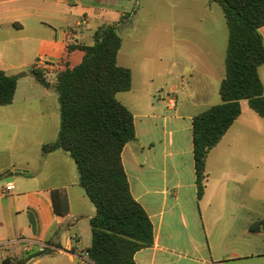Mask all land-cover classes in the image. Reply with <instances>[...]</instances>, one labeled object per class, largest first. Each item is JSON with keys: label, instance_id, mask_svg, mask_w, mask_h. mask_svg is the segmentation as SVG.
I'll return each instance as SVG.
<instances>
[{"label": "crops", "instance_id": "1", "mask_svg": "<svg viewBox=\"0 0 264 264\" xmlns=\"http://www.w3.org/2000/svg\"><path fill=\"white\" fill-rule=\"evenodd\" d=\"M214 4L202 0L197 26L189 27L188 41L205 39L210 51L183 55V94L169 79L161 94L159 77L171 74L167 62L152 56L133 67L118 54V63L132 72L125 105L136 128L122 160L132 195L154 230L153 244L135 254V264H264V232L251 231L264 218V118L248 102L242 101V114L210 152L205 191L198 195L193 119L222 102L226 76L229 28L223 10V20L213 14ZM125 7L122 0H0V55H33L0 64L8 75H20L13 103L0 107V264L35 255L32 264L87 260L96 207L70 154L42 150L57 139L61 116L57 89L52 92L57 72L38 61L65 59L77 66L85 52L69 46L93 44L106 25L131 24L130 12L118 10ZM259 31L264 39V26ZM34 65L50 86L30 73ZM22 82L27 93L20 92ZM10 182L14 189L6 193Z\"/></svg>", "mask_w": 264, "mask_h": 264}, {"label": "trees", "instance_id": "2", "mask_svg": "<svg viewBox=\"0 0 264 264\" xmlns=\"http://www.w3.org/2000/svg\"><path fill=\"white\" fill-rule=\"evenodd\" d=\"M222 8L229 28L226 76L220 86L222 102L193 119V143L198 195L205 191L207 160L247 101L264 118V0H210ZM119 23L95 32L94 43H75L70 51L85 52L80 64L56 75L61 125L57 139L43 145V152L64 150L76 162L80 185L96 207L90 220L92 244L84 264H135V254L153 244V225L134 198L122 153L136 139L134 115L118 98L132 88V72L118 63L123 40ZM30 73L45 80L34 65ZM20 75L0 70V107L13 103ZM258 227L264 232V218ZM43 255L40 253V256ZM37 255L4 264H27Z\"/></svg>", "mask_w": 264, "mask_h": 264}, {"label": "rangeland", "instance_id": "3", "mask_svg": "<svg viewBox=\"0 0 264 264\" xmlns=\"http://www.w3.org/2000/svg\"><path fill=\"white\" fill-rule=\"evenodd\" d=\"M122 3L126 9L118 10L130 12L131 24L125 23L118 29L123 40L120 62L135 67L142 65L145 58L152 56L167 62L171 74L166 79L163 74L159 77L164 80V93L161 94H166L170 86L167 79L178 84L179 94H183L182 91L187 85L186 77L183 78L186 76V58L183 55H207L210 51V43L205 39L202 38L204 41L201 39L198 44H194L188 41L187 36L189 27L195 30L193 26H197L202 0H122ZM213 14L219 15L223 20V12L218 4H214ZM86 40L93 42L89 38ZM20 57L22 62L23 57L29 60L33 55H0V64L17 63L16 60ZM261 74L264 79V68L261 69ZM27 84H20L21 93H27ZM53 91H56L55 86ZM129 95L127 92H121L118 98L125 104ZM213 163H216V160H213Z\"/></svg>", "mask_w": 264, "mask_h": 264}, {"label": "built area", "instance_id": "4", "mask_svg": "<svg viewBox=\"0 0 264 264\" xmlns=\"http://www.w3.org/2000/svg\"><path fill=\"white\" fill-rule=\"evenodd\" d=\"M39 66L43 67L45 70H49V71H53V72H60L62 71L64 68H66V63L67 61L65 59H61L55 62H51V61H46V60H39L38 61ZM14 189V185L12 182L8 183L5 187V192L9 193L11 191H13ZM45 250V248H41V252H43Z\"/></svg>", "mask_w": 264, "mask_h": 264}, {"label": "water", "instance_id": "5", "mask_svg": "<svg viewBox=\"0 0 264 264\" xmlns=\"http://www.w3.org/2000/svg\"><path fill=\"white\" fill-rule=\"evenodd\" d=\"M38 81H39L42 85H45L46 87L50 86V83L47 82L46 80L38 79Z\"/></svg>", "mask_w": 264, "mask_h": 264}]
</instances>
